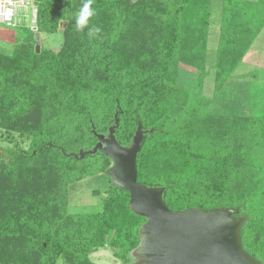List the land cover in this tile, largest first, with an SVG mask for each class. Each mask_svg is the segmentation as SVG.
Wrapping results in <instances>:
<instances>
[{
    "label": "trees",
    "instance_id": "trees-1",
    "mask_svg": "<svg viewBox=\"0 0 264 264\" xmlns=\"http://www.w3.org/2000/svg\"><path fill=\"white\" fill-rule=\"evenodd\" d=\"M31 1L33 29L9 28L26 34L0 51V137L29 141L0 146V264H95L91 254L104 249L132 262L145 218L106 173L93 192L101 210L67 212L68 184L89 170L66 163V149H91V125L106 135L117 112L120 145L138 121L147 132L137 182L164 188L171 211L239 207L243 250L264 264V92L231 81L264 28V0H94V39L73 27L82 0ZM59 29L61 47L43 48L40 34ZM96 156L104 174L111 160Z\"/></svg>",
    "mask_w": 264,
    "mask_h": 264
},
{
    "label": "water",
    "instance_id": "water-1",
    "mask_svg": "<svg viewBox=\"0 0 264 264\" xmlns=\"http://www.w3.org/2000/svg\"><path fill=\"white\" fill-rule=\"evenodd\" d=\"M35 51H39V44ZM117 115L106 135L96 133L91 125L96 139L91 149L68 156L81 160L100 153L109 158L106 175L111 185L128 192L130 212L145 218L139 228V245L130 253V264H261L243 250L240 231L246 217L238 216L239 207L171 211L163 201L164 188L137 182L136 160L147 132L138 121L130 143L120 145L115 137Z\"/></svg>",
    "mask_w": 264,
    "mask_h": 264
},
{
    "label": "rangeland",
    "instance_id": "rangeland-1",
    "mask_svg": "<svg viewBox=\"0 0 264 264\" xmlns=\"http://www.w3.org/2000/svg\"><path fill=\"white\" fill-rule=\"evenodd\" d=\"M29 2L31 0H28ZM31 3V2H30ZM31 12L30 14L33 17L29 18V24H26L24 26H30L34 22V11L36 9V6L34 4L29 5ZM28 7V6H27ZM215 21L212 20V25L209 29V38H208V44H209V51H212L215 49V43H214V36L218 33V13H214ZM28 23V22H26ZM34 25V24H33ZM33 28V26H32ZM30 30L31 28L28 27ZM15 39L16 44H19L23 40V36L26 34L22 32L21 30L16 29ZM40 42L42 44V47L45 49H51L56 50L59 49L63 42V34L62 30L59 29L57 33L55 34H40ZM15 45H8L4 46L3 49L0 48V51L4 50L5 53H11L13 50V47ZM250 53L247 58H245L246 65H240L236 71L234 72V76L232 77V82H235V85H237L239 88L242 86L243 83L248 82L252 79L253 82H255V88L259 90V92H264V28L259 33V35L254 40L252 46L249 49ZM244 61V60H243ZM243 64V63H242ZM244 75V76H243ZM251 76H254L251 78ZM189 80L193 81L195 78H189L186 79V81ZM207 80L210 82V88H207L208 96L210 97V90L211 86V78L207 77ZM251 81V82H252ZM223 94V93H222ZM221 94V95H222ZM206 96V95H205ZM29 144V141L23 140L21 141L19 138L14 136L11 138H1L0 137V146H15L22 149H27ZM80 145V146H78ZM75 147L79 148L77 151L76 149L67 150L68 153H72L73 151L78 152L79 150L83 149V146L81 144H78ZM87 151V150H86ZM89 156V155H88ZM94 155L90 156V158L81 161V160H75L73 158L72 161H67L66 163H69L71 165H75L78 169H88L89 172H85L82 177L78 179H73L68 184L67 187V212L69 214H90V213H96L101 210V194L95 195L93 193L94 191L102 192V190L106 187V179L103 177L104 174H100L97 172V169L94 167L97 159L96 157H93ZM75 161V162H74ZM93 162V163H92ZM91 260L95 264H119L113 257L111 256V252L108 249L99 250L97 252H94L91 254ZM115 262V263H114ZM56 264H65L63 260L59 259Z\"/></svg>",
    "mask_w": 264,
    "mask_h": 264
},
{
    "label": "built area",
    "instance_id": "built-area-1",
    "mask_svg": "<svg viewBox=\"0 0 264 264\" xmlns=\"http://www.w3.org/2000/svg\"><path fill=\"white\" fill-rule=\"evenodd\" d=\"M30 2L28 0H0V25L8 28H15L16 26H18L17 13L21 9L23 10L30 9L29 5L33 4L32 1ZM34 13L36 14V9ZM34 19H35V15H34ZM33 24L30 25L31 28Z\"/></svg>",
    "mask_w": 264,
    "mask_h": 264
},
{
    "label": "clouds",
    "instance_id": "clouds-1",
    "mask_svg": "<svg viewBox=\"0 0 264 264\" xmlns=\"http://www.w3.org/2000/svg\"><path fill=\"white\" fill-rule=\"evenodd\" d=\"M94 0H82V4L75 15V22L73 27L76 31H83L88 28V38L94 39L101 33V28L96 25L89 26L90 20L96 15L93 8Z\"/></svg>",
    "mask_w": 264,
    "mask_h": 264
},
{
    "label": "crops",
    "instance_id": "crops-1",
    "mask_svg": "<svg viewBox=\"0 0 264 264\" xmlns=\"http://www.w3.org/2000/svg\"><path fill=\"white\" fill-rule=\"evenodd\" d=\"M31 12L28 10H19L18 11V26H22V25H26L29 24V18L32 17V15L30 14ZM28 22V23H26ZM14 33H16L14 30H11L5 26L0 25V48L3 49V47L8 46V45H15L16 43V39H15V35ZM251 54L250 51H248L246 53V55L244 56L243 60H242V65H246L245 63V58H247V56Z\"/></svg>",
    "mask_w": 264,
    "mask_h": 264
}]
</instances>
